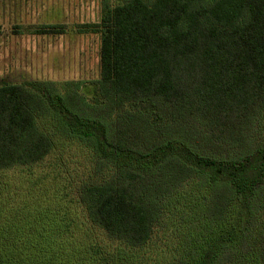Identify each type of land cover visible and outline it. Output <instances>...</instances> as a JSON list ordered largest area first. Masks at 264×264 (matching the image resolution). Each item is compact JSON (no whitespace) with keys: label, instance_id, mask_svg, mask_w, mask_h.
Wrapping results in <instances>:
<instances>
[{"label":"trees","instance_id":"16d2710c","mask_svg":"<svg viewBox=\"0 0 264 264\" xmlns=\"http://www.w3.org/2000/svg\"><path fill=\"white\" fill-rule=\"evenodd\" d=\"M100 3L97 80L0 83V264H264V0Z\"/></svg>","mask_w":264,"mask_h":264},{"label":"rangeland","instance_id":"374dc122","mask_svg":"<svg viewBox=\"0 0 264 264\" xmlns=\"http://www.w3.org/2000/svg\"><path fill=\"white\" fill-rule=\"evenodd\" d=\"M102 16L100 0H0V83L54 82L62 87L97 80L101 35L93 25L100 24ZM52 26L64 27L65 33L44 28ZM43 29L49 33L40 34ZM59 150L58 158H48L34 169L37 175L61 177L53 186L65 191L70 187L66 180L77 184L92 178V159L85 147L63 137ZM54 196L58 205L63 204L58 194ZM156 248L150 245L144 256L155 258L160 251Z\"/></svg>","mask_w":264,"mask_h":264}]
</instances>
